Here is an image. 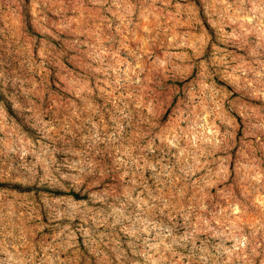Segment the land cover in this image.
<instances>
[{
    "label": "rangeland",
    "instance_id": "obj_1",
    "mask_svg": "<svg viewBox=\"0 0 264 264\" xmlns=\"http://www.w3.org/2000/svg\"><path fill=\"white\" fill-rule=\"evenodd\" d=\"M0 264H264V0H0Z\"/></svg>",
    "mask_w": 264,
    "mask_h": 264
},
{
    "label": "trees",
    "instance_id": "obj_2",
    "mask_svg": "<svg viewBox=\"0 0 264 264\" xmlns=\"http://www.w3.org/2000/svg\"><path fill=\"white\" fill-rule=\"evenodd\" d=\"M76 197L78 196V194L77 193H73Z\"/></svg>",
    "mask_w": 264,
    "mask_h": 264
}]
</instances>
